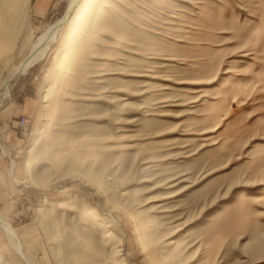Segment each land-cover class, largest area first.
<instances>
[{
    "label": "rangeland",
    "instance_id": "rangeland-1",
    "mask_svg": "<svg viewBox=\"0 0 264 264\" xmlns=\"http://www.w3.org/2000/svg\"><path fill=\"white\" fill-rule=\"evenodd\" d=\"M69 2L0 0L1 78ZM76 17L0 106V214L29 264H264V0ZM0 264H27L1 226Z\"/></svg>",
    "mask_w": 264,
    "mask_h": 264
},
{
    "label": "bare ground",
    "instance_id": "bare-ground-1",
    "mask_svg": "<svg viewBox=\"0 0 264 264\" xmlns=\"http://www.w3.org/2000/svg\"><path fill=\"white\" fill-rule=\"evenodd\" d=\"M93 2L94 0H70L65 14L61 18L57 19L50 26H48V28L36 38L30 48L28 55L18 65L14 66L6 76H3L2 78L0 77V106L9 95L10 84L12 80H14L20 75L25 74L32 67L40 63L43 59H45L49 52L52 50L55 43L57 42L58 37L63 34L66 24L71 21L73 22L71 25L72 28L65 34V39H69L70 35L74 32V30L78 28V17H76V14L79 13L82 15V13H85L86 10H89ZM74 21H76V23H74ZM4 23L6 22H3V20L0 18V33H9L10 30L8 26ZM89 212L92 216H96L98 214L97 210L94 208H91ZM0 226L4 229L5 233L8 236H11L15 240L19 254L23 255L24 260L29 263L23 251V244L16 230L1 214ZM101 226L103 225L101 224ZM108 237H110V233L107 235V238ZM17 238L20 240V244ZM117 252L119 253L118 256L122 255L121 250Z\"/></svg>",
    "mask_w": 264,
    "mask_h": 264
},
{
    "label": "built area",
    "instance_id": "built-area-1",
    "mask_svg": "<svg viewBox=\"0 0 264 264\" xmlns=\"http://www.w3.org/2000/svg\"><path fill=\"white\" fill-rule=\"evenodd\" d=\"M21 127L27 131L28 129V120L26 117H22L21 120L19 121Z\"/></svg>",
    "mask_w": 264,
    "mask_h": 264
},
{
    "label": "water",
    "instance_id": "water-1",
    "mask_svg": "<svg viewBox=\"0 0 264 264\" xmlns=\"http://www.w3.org/2000/svg\"><path fill=\"white\" fill-rule=\"evenodd\" d=\"M18 239V238H17ZM18 242H19V244H20V240L18 239ZM20 248H21V246H20ZM23 256V255H22ZM23 258H24V256H23ZM26 261V260H25ZM26 263L27 264H29L27 261H26Z\"/></svg>",
    "mask_w": 264,
    "mask_h": 264
},
{
    "label": "crops",
    "instance_id": "crops-1",
    "mask_svg": "<svg viewBox=\"0 0 264 264\" xmlns=\"http://www.w3.org/2000/svg\"><path fill=\"white\" fill-rule=\"evenodd\" d=\"M63 62H64V60H63Z\"/></svg>",
    "mask_w": 264,
    "mask_h": 264
}]
</instances>
